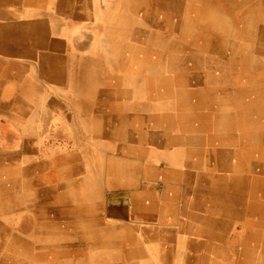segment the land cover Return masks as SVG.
Wrapping results in <instances>:
<instances>
[{"label": "rangeland", "instance_id": "374dc122", "mask_svg": "<svg viewBox=\"0 0 264 264\" xmlns=\"http://www.w3.org/2000/svg\"><path fill=\"white\" fill-rule=\"evenodd\" d=\"M0 3V30H21L31 46L19 54L9 41L5 46L11 48L0 50V71H12L10 87L0 73V117L11 107L33 114L41 106L44 115L29 118L28 124L80 126L81 137L92 139V167L97 169L107 160L110 170L114 159L136 169L135 157L125 150L131 146L139 152L141 176L226 179V190L235 192L237 209L246 216L249 179L232 169V157L221 169L214 153L233 139L238 148L225 151L241 152L237 162L244 167L248 132L262 134L254 140L264 151V0ZM20 69L24 103L17 101L20 86H15ZM87 105L89 110H83ZM121 111L130 117L121 118ZM104 149L107 156L101 155ZM19 200L13 198V205ZM235 230L242 245L248 232L241 223ZM250 247V262L263 264L264 241ZM220 248L222 260L228 249L222 242ZM233 253L235 264L246 263L240 247L234 246Z\"/></svg>", "mask_w": 264, "mask_h": 264}, {"label": "crops", "instance_id": "0c3cea01", "mask_svg": "<svg viewBox=\"0 0 264 264\" xmlns=\"http://www.w3.org/2000/svg\"><path fill=\"white\" fill-rule=\"evenodd\" d=\"M6 32L0 36V50L8 51L11 47L5 42L9 41L17 44L14 49L19 54L31 50L22 32ZM3 73L5 87L12 86L8 82L12 71ZM15 73L19 83L15 86H20L17 101L24 103L25 73L22 69ZM33 112L11 107L0 117V199H4L3 204L0 201V264H235L234 246L245 252V264H252L250 244L264 241V151L254 140L262 134L246 133L244 167L237 162L241 152L225 151L238 148L233 139L214 153L221 169L232 157V169L249 179L243 203L248 212L242 217L235 192L226 190V179L204 174H174L171 180L168 175L141 176L139 152L131 146L125 150L136 158L132 160L136 169L119 159L109 162L110 170L107 160L97 169L92 167V139L81 137L85 132L80 126L28 124L29 118L45 111L40 106ZM59 114L66 117L62 109ZM119 116L130 117L127 111ZM155 149L148 150L149 156ZM101 155H108L106 149ZM17 166L20 174L12 177ZM13 198H20L18 205H13ZM236 223L248 232L242 245ZM221 242L228 249L222 260Z\"/></svg>", "mask_w": 264, "mask_h": 264}, {"label": "bare ground", "instance_id": "6f19581e", "mask_svg": "<svg viewBox=\"0 0 264 264\" xmlns=\"http://www.w3.org/2000/svg\"><path fill=\"white\" fill-rule=\"evenodd\" d=\"M1 4V3H0ZM200 7V6H199ZM205 8V7H204ZM206 9H207V7H206ZM14 10H16V9H14ZM208 10V9H207ZM227 10V9H226ZM206 11V10H205ZM204 11V12H205ZM197 12V11H196ZM241 12V11H240ZM195 13V12H194ZM202 13V12H201ZM207 13V12H206ZM197 14H198V12H197ZM205 14V13H204ZM229 14V13H228ZM227 14V15H228ZM183 15V14H182ZM32 17V16H31ZM185 18H186V16H185ZM1 22V21H0ZM212 23V22H211ZM198 26V25H197ZM219 26V25H218ZM222 27V26H221ZM225 26H223V28H224ZM20 32H22L21 30H19ZM19 31H13V32H19ZM7 32H6V30H0V36L1 35H5ZM1 73H3L2 71H1ZM253 128V127H252ZM1 167V166H0ZM6 171V170H5ZM6 173V175H7V171L5 172ZM2 174V173H1ZM8 174H9V172H8ZM10 174H12L11 172H10ZM18 174H20V167H13V174H12V177H17V176H19ZM6 175H3V177L4 176H6ZM9 176H11V175H9ZM1 180V179H0ZM9 181V180H8ZM0 182H2V181H0ZM1 185H2V183H1ZM16 185H18V187H19V183H16ZM10 186L13 188L14 186H15V183H10ZM6 187V186H5ZM9 187V186H8ZM8 187H6V189L8 188ZM14 188H16V187H14ZM13 188V189H14ZM21 188V187H20ZM3 190H5V189H3ZM20 190V189H19ZM3 193V192H2ZM22 198V197H21ZM20 199V198H19ZM19 213V212H18ZM16 218V217H15ZM8 232V231H7ZM0 233H1V231H0ZM9 234V233H8ZM4 235V234H3ZM11 235V234H10ZM18 237V236H17ZM2 240H3V238H2ZM12 240V242L14 243V241H13V239H11ZM20 241V240H19ZM17 244V243H16ZM4 246V245H3ZM17 247H18V245H16ZM16 246H14V247H16ZM16 247V248H17ZM7 247L5 246V249H6ZM20 248V247H19ZM22 249H23V247H22ZM3 250V249H2ZM25 252H27V251H25ZM18 253V252H17ZM31 253V252H30ZM33 253V252H32ZM13 254V253H12ZM20 254V253H19ZM5 255V254H4ZM8 255V254H7ZM9 256V255H8ZM23 257L25 256V255H22ZM5 257V256H4ZM3 257V258H4ZM26 257H29L28 256V254H27V256ZM31 257V256H30ZM6 258V257H5ZM4 258V259H5ZM33 258V257H32ZM9 260V259H8ZM34 260H35V258H34ZM4 261V260H3ZM16 261V260H15ZM36 261V260H35ZM5 262V261H4ZM9 262V261H8ZM8 262H7V264H8ZM27 262V261H26ZM25 262V263H26ZM2 263V262H1ZM24 263V262H23ZM22 263V264H23ZM24 263V264H25ZM15 264H16V262H15ZM20 264V263H19Z\"/></svg>", "mask_w": 264, "mask_h": 264}]
</instances>
